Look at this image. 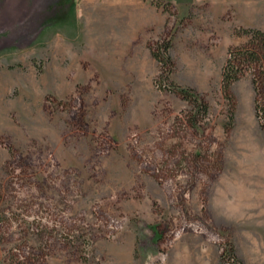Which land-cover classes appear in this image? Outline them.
Returning <instances> with one entry per match:
<instances>
[{
	"label": "rangeland",
	"instance_id": "obj_1",
	"mask_svg": "<svg viewBox=\"0 0 264 264\" xmlns=\"http://www.w3.org/2000/svg\"><path fill=\"white\" fill-rule=\"evenodd\" d=\"M263 74L264 0H0V264H264Z\"/></svg>",
	"mask_w": 264,
	"mask_h": 264
},
{
	"label": "trees",
	"instance_id": "obj_2",
	"mask_svg": "<svg viewBox=\"0 0 264 264\" xmlns=\"http://www.w3.org/2000/svg\"><path fill=\"white\" fill-rule=\"evenodd\" d=\"M157 59H161L156 56ZM169 59V58H168ZM161 61V60H160ZM259 61V55L255 51V49L246 50L245 52L237 53L233 55V58L230 59L227 69L224 74V80L227 85L226 89L229 90L231 84L238 80L241 75L244 74L245 69L249 68L250 65ZM264 77V74L262 75ZM261 87H263V83L261 82ZM260 87V88H261ZM258 93H260L259 87H256ZM180 92L185 99H191L192 96L189 95V92L180 90ZM261 95V94H260ZM261 98L257 99L256 110L257 117L260 122V126L262 130H264V94L260 96ZM196 101V100H195ZM206 110V108H205Z\"/></svg>",
	"mask_w": 264,
	"mask_h": 264
}]
</instances>
